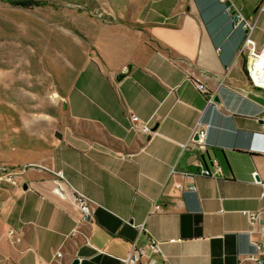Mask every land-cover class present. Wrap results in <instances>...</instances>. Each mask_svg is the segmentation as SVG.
Instances as JSON below:
<instances>
[{
    "label": "crops",
    "instance_id": "obj_1",
    "mask_svg": "<svg viewBox=\"0 0 264 264\" xmlns=\"http://www.w3.org/2000/svg\"><path fill=\"white\" fill-rule=\"evenodd\" d=\"M80 1L74 18L89 40L70 44L82 48L81 62L69 63L75 73L56 84L47 109L35 104L24 118L10 107L24 161L0 158L12 169L39 163L64 179L38 167L13 181L0 174V264H122L132 245L142 251L138 264H252L264 226L241 211L264 207L252 179L264 174V90L247 77V31L234 14L254 24L260 50L264 0ZM83 67L95 70L84 81ZM198 122L207 125L204 149L189 140ZM200 165L214 175H184ZM69 185L92 199L91 222L80 221Z\"/></svg>",
    "mask_w": 264,
    "mask_h": 264
},
{
    "label": "rangeland",
    "instance_id": "obj_2",
    "mask_svg": "<svg viewBox=\"0 0 264 264\" xmlns=\"http://www.w3.org/2000/svg\"><path fill=\"white\" fill-rule=\"evenodd\" d=\"M32 1L34 3L22 6L12 5L8 0H0V158L15 163L24 161L17 145H21L22 134L18 133L13 137L14 133L9 131L10 128L18 130L20 126L15 111L27 112L24 114L25 118L28 114L31 115L32 109L36 108L35 104L40 103L45 106L43 110L47 109V101L60 94L56 84L63 86V82L75 73L69 63L74 65L75 62H81L79 51L82 48L76 47L75 50L70 42L74 38L80 41L89 40L85 27H82L83 22H77L74 18L83 14L77 10L81 9L80 0L75 3L73 0ZM96 9L92 11L97 12V16L105 15L102 10ZM80 70L83 71V76L79 80L83 81L95 72L87 67L79 69L78 72ZM246 74L249 77L247 71ZM75 93L87 94L84 89ZM47 96L50 98L46 100ZM9 97L17 99L25 107L10 104L13 100L8 102ZM22 116L21 114V119ZM28 121L29 118L24 120ZM2 155L5 156L1 157ZM11 169L12 167L4 163L0 164V174ZM252 179L255 180L253 176ZM262 225L264 226V223ZM250 260L253 264V260Z\"/></svg>",
    "mask_w": 264,
    "mask_h": 264
},
{
    "label": "built area",
    "instance_id": "obj_3",
    "mask_svg": "<svg viewBox=\"0 0 264 264\" xmlns=\"http://www.w3.org/2000/svg\"><path fill=\"white\" fill-rule=\"evenodd\" d=\"M260 10H263V6L259 8ZM225 11L228 13H231V8L230 6L225 7ZM234 25H240L243 28L246 29L247 35L244 41L245 45V51L247 53V62H246V71L248 73V78L250 82L263 89L264 90V84L261 81V76H262V71L264 70V48L257 50L255 46V42L250 36L251 31L254 27V24L245 20L243 16L236 12L234 14ZM253 59L256 60V62L251 61ZM258 61V64H256ZM254 69V72H253ZM256 73V76H255ZM196 88L202 92L208 103L213 102V93L209 92L206 85L202 82H195ZM130 119L132 122L137 121V116L132 114L130 115ZM200 125V126H199ZM142 130L146 133H152V130L150 129V126L146 123L142 125ZM206 134H207V127L206 125H201L200 123H197L196 126L194 127L192 134L190 136V141L194 142L199 149H204L205 148V143H206ZM196 138H194V136ZM187 146V143L184 145V147ZM27 167H38V168H46L48 170H51L56 176L63 178V175L61 171L58 170H52L49 167L39 164V163H30L23 165L22 167H18L17 169H11L3 174H1V178H4L9 181H13L14 176L16 174L22 172L25 170ZM215 172L210 171L208 168L204 167L203 165H200L199 170L196 173L192 172H184V175H190V174H198V175H205V176H212L214 175ZM252 176L254 177V181L258 183L261 186V191L259 194V197L264 200V174L262 176L259 175L257 171L252 172ZM189 189L194 190L195 186L192 184H189L187 186ZM69 188L71 189L72 195H73V202L76 208L78 209L80 213V221L82 223H88L91 222L92 220V214H93V209H92V199H90L88 196H86L84 193L81 191L75 189L73 186L69 185ZM153 208H160L159 205L154 204ZM242 214L245 215L251 225H256V224H262L264 223V208L260 209H254V210H249V209H243ZM144 225H141V229L143 228ZM79 230L77 228H73L70 231V235L73 236L75 235ZM84 240L85 243L89 244V235L84 233ZM174 240V239H170ZM148 246L151 250H157L158 249V244L156 243L155 240L151 239L148 243ZM254 249L255 252L250 255V259L253 260V264H264V238L258 242H254ZM141 250H137L134 245H132L131 251L128 253L126 257H124L121 262L122 264H138L140 255H141ZM62 256V251L57 250L54 253V258H59Z\"/></svg>",
    "mask_w": 264,
    "mask_h": 264
},
{
    "label": "trees",
    "instance_id": "obj_4",
    "mask_svg": "<svg viewBox=\"0 0 264 264\" xmlns=\"http://www.w3.org/2000/svg\"><path fill=\"white\" fill-rule=\"evenodd\" d=\"M8 2L12 5H22V6H27L28 4L34 3V1L32 0H8Z\"/></svg>",
    "mask_w": 264,
    "mask_h": 264
},
{
    "label": "water",
    "instance_id": "obj_5",
    "mask_svg": "<svg viewBox=\"0 0 264 264\" xmlns=\"http://www.w3.org/2000/svg\"><path fill=\"white\" fill-rule=\"evenodd\" d=\"M234 13H235V12L233 11L232 14H234ZM215 100L218 101V98L215 97ZM154 128H156V126H154ZM196 136H197V135H195L194 138H196ZM70 264H79V259H78V258H74V259L70 262Z\"/></svg>",
    "mask_w": 264,
    "mask_h": 264
},
{
    "label": "bare ground",
    "instance_id": "obj_6",
    "mask_svg": "<svg viewBox=\"0 0 264 264\" xmlns=\"http://www.w3.org/2000/svg\"><path fill=\"white\" fill-rule=\"evenodd\" d=\"M251 61H253V59H252ZM253 62H256V60H254ZM256 64H258V61H257ZM263 68H264V67H263ZM253 72H254V69H253ZM255 76H256V73H255ZM261 81H262V83L264 84V70L262 71Z\"/></svg>",
    "mask_w": 264,
    "mask_h": 264
}]
</instances>
